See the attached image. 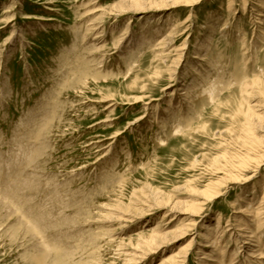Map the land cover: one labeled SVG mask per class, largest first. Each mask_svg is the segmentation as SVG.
I'll return each instance as SVG.
<instances>
[{"label": "rangeland", "instance_id": "1", "mask_svg": "<svg viewBox=\"0 0 264 264\" xmlns=\"http://www.w3.org/2000/svg\"><path fill=\"white\" fill-rule=\"evenodd\" d=\"M228 2L0 0V264H162L192 238L199 264L203 224L248 219L243 197L264 193V0ZM170 16H190L187 44ZM250 106L260 144L245 148ZM156 224L165 244L141 260Z\"/></svg>", "mask_w": 264, "mask_h": 264}, {"label": "bare ground", "instance_id": "2", "mask_svg": "<svg viewBox=\"0 0 264 264\" xmlns=\"http://www.w3.org/2000/svg\"><path fill=\"white\" fill-rule=\"evenodd\" d=\"M146 0H132V8L134 11H140L139 9H141V6L143 7V2ZM154 1V0H153ZM235 0H229L228 5H227V10L231 11L234 9V3ZM129 2V1H128ZM162 2V1H161ZM165 3V2H164ZM163 3V4H164ZM146 5V4H145ZM144 5V6H145ZM159 5V4H158ZM165 6V5H164ZM158 7V6H157ZM260 7V6H259ZM145 9V8H144ZM252 9V8H251ZM191 12V11H190ZM252 12V11H251ZM191 16V15H190ZM190 16L188 18L182 19L180 16H170L169 19V26H171V34L174 35H180V36H186L184 43L187 44L186 42L188 41V37H189V29L188 27H185V24L187 23V21L190 20ZM262 21V20H261ZM260 21V23H262ZM130 22V21H129ZM158 23V22H157ZM259 23V24H260ZM96 25V24H95ZM188 29V30H187ZM211 29V28H210ZM96 30V29H95ZM213 30V29H212ZM262 32V31H261ZM212 34V33H211ZM146 38V36H143V38H141V42H143ZM169 38V37H168ZM167 38V39H168ZM135 39V38H134ZM133 39V40H134ZM144 39V40H143ZM172 39V38H170ZM169 39V40H170ZM140 40V39H139ZM165 40V38H164ZM138 41V40H137ZM168 41V40H167ZM161 43V42H160ZM165 43V41H164ZM163 43V44H164ZM169 43H171L169 41ZM200 43V42H199ZM131 44H133L131 42ZM138 44V43H137ZM161 44V45H163ZM168 44V43H167ZM166 44V45H167ZM184 44V45H185ZM196 44V43H195ZM182 47V49H184V46ZM194 45V44H193ZM210 45V44H209ZM165 46V45H164ZM163 46V47H164ZM133 47V46H132ZM201 49L202 46L201 45H196V48ZM159 49V48H158ZM180 49V48H179ZM178 49V50H179ZM180 49V50H182ZM162 50V48H161ZM179 50V51H180ZM198 50V49H197ZM202 50H206V49H202ZM164 51V50H162ZM169 51V50H168ZM177 51V50H176ZM185 51V50H184ZM201 51V50H200ZM209 51V50H208ZM171 52H173L171 50ZM164 53V52H163ZM162 53V54H163ZM181 53V52H180ZM198 53V52H197ZM245 53V52H244ZM167 54V53H166ZM169 54V53H168ZM167 54V55H168ZM172 54V53H170ZM200 54V53H199ZM196 55V54H195ZM179 56V55H178ZM192 56V55H191ZM194 56V55H193ZM203 56V55H202ZM171 57V56H170ZM181 57V56H180ZM184 57V56H183ZM167 58H169L167 56ZM165 58V59H167ZM194 58V57H193ZM160 59V56H159ZM178 59V58H177ZM197 59V58H196ZM202 61H206L208 60L207 54L205 56H203ZM210 59V58H209ZM168 60V59H167ZM194 60V59H193ZM192 61V60H191ZM201 61V60H200ZM201 61V62H202ZM172 63V61H171ZM174 63V62H173ZM195 63V62H194ZM205 63V62H204ZM207 63V62H206ZM214 63V62H213ZM170 64V63H169ZM179 64V62L177 63ZM198 65V64H197ZM171 66V65H170ZM170 68V67H169ZM173 68V67H172ZM219 68V66H218ZM194 69V68H193ZM198 69V68H197ZM196 69V70H197ZM215 69V68H213ZM169 70V69H168ZM174 71V70H173ZM211 71V70H210ZM174 74V72H173ZM197 74V73H196ZM212 75V74H211ZM238 76V75H237ZM202 79V78H201ZM199 79V81L201 80ZM232 79V78H231ZM236 79V78H235ZM238 79V77H237ZM204 80V79H203ZM202 80V81H203ZM221 80V79H219ZM207 83V82H206ZM210 83V84H209ZM208 86H202V88H199V90L202 92V94H206L207 96H209V98L211 99L212 102L216 101L218 98V88L220 86H216L217 82L216 81H209ZM228 83V82H227ZM238 83V81H237ZM202 84V83H201ZM221 84V83H219ZM236 84V83H235ZM203 85V84H202ZM218 85V84H217ZM248 84H246V89L245 92L248 91ZM227 88V87H225ZM223 89V88H222ZM221 89H219L220 91ZM191 89H186V95H191ZM200 92V93H201ZM198 94V93H197ZM208 98V97H207ZM137 100V99H136ZM243 104L241 103V108L243 109ZM247 107V106H246ZM253 107L250 106L248 107L247 112L245 111L244 115H245V122L242 125L243 127V134L244 132L245 137H243V146L245 148H249L250 146L256 147V145L260 144L258 143L259 141L251 138L253 132H251L253 124H254V120L259 119L260 120V115L256 114V110L252 109ZM243 113V112H242ZM241 114V113H240ZM264 118V116H263ZM264 121V120H263ZM262 122V121H261ZM260 122V123H261ZM258 123V122H257ZM256 124V123H255ZM258 125V124H257ZM260 125V124H259ZM261 129V126L259 127ZM257 130V129H256ZM259 130V129H258ZM264 135V134H263ZM262 136V135H261ZM242 137V136H240ZM264 137V136H263ZM262 137V138H263ZM260 147V145H259ZM253 150V149H252ZM249 153H251V151L249 150ZM253 154V153H252ZM249 156V155H248ZM252 158V157H251ZM256 158V157H254ZM259 160V159H258ZM245 161V160H244ZM256 161V160H255ZM260 161V160H259ZM256 164V163H255ZM251 165V164H249ZM248 165V166H249ZM258 166V165H257ZM237 167V166H236ZM251 167V166H250ZM257 168V167H256ZM250 169V168H249ZM243 170V169H241ZM255 170V169H254ZM257 171V169H256ZM228 172V171H227ZM228 176L231 177L232 179H234L233 177V172H228ZM240 173V172H239ZM243 173V172H242ZM240 175V174H239ZM227 176V177H228ZM243 179V178H242ZM228 180V179H227ZM236 180V178H235ZM239 181V180H237ZM228 182V181H226ZM225 182V183H226ZM230 182V181H229ZM228 182V183H229ZM232 183V181L230 182V184ZM223 184V183H222ZM219 184H217L216 188L214 191L212 192H202L201 193V197H199V201L195 204L194 209L191 211V214L189 213V216H194L197 215L199 213V211H201V209L203 208V205L206 204V202H211L214 199L218 198L221 195V191L218 189ZM221 186V185H220ZM229 186V185H227ZM206 191V190H205ZM252 194L254 195V197L250 200H248L246 197H243L244 199L247 200V207L242 211V213L245 215V217H247L248 219L246 220V218H238L236 223L230 224V226H232L230 229H223V224H222V215H219L217 217V224L216 226L214 225H208V224H203V226H205V234H204V238L206 241V247H207V251L206 252H201L202 256L199 257L200 262L199 264H264V251L262 250V246L259 245V240L263 238V228H264V193H263V197H261L260 199V204L258 206H255L254 204V199L258 198L256 197V192H257V188L256 185L253 186L252 188ZM156 196V195H155ZM157 196L156 199L158 200L156 207H165V213L163 214V220L165 219H170V221H172L173 219L176 218V212L173 208L169 207V200L166 198H162ZM241 199V198H240ZM160 200H162V202H160ZM156 202V201H155ZM243 202V201H242ZM163 204V206H162ZM196 210V211H194ZM199 210V211H197ZM185 213V212H184ZM127 215V214H126ZM134 218V217H133ZM192 218V217H191ZM162 219V218H161ZM127 221V220H126ZM195 225H196V221L193 220ZM202 221V220H201ZM162 222V221H161ZM160 222V223H161ZM167 221H165L166 223ZM169 222V221H168ZM164 223V222H163ZM170 223V222H169ZM199 223V222H198ZM197 223V224H198ZM158 225V224H156ZM163 225V224H162ZM167 225V224H166ZM190 225V224H189ZM161 226V225H160ZM169 226V224H168ZM197 226V225H196ZM195 226V227H196ZM202 226V227H203ZM164 227V226H163ZM194 227V228H195ZM255 227V229H254ZM159 225L157 227H155L153 233H151L150 235H146V236H142L139 237L138 239H142V243L145 244V246L140 242L138 246V252L140 253V255L138 256V258H140L141 260H145L147 258H149V255L151 253H155L161 246V243L165 241V239L167 238V234H163L161 227L159 228L161 230V232H156L159 231L158 230ZM166 228V226L164 227ZM197 228V227H196ZM202 229V228H201ZM204 229V228H203ZM202 229V230H203ZM195 230V229H194ZM207 230V231H206ZM259 231H261L259 233V235L257 234ZM196 233V232H195ZM199 233V231H198ZM201 233V232H200ZM228 233V234H227ZM143 235V234H141ZM145 235V234H144ZM199 235V234H198ZM140 236V234L138 235ZM202 237V236H201ZM199 238V237H198ZM201 239V238H200ZM227 242H225L224 246H220L223 240H226ZM191 240V239H189ZM139 241V240H138ZM196 239L192 238L190 244L188 245V247L183 250L182 252L180 251V253H176L174 255H171L167 260H164V262H162V264H164L165 262L169 263V261L172 264H189L188 260L189 257L192 256L193 254V247H194V243H195ZM204 241V240H203ZM161 242V243H159ZM200 242V241H199ZM230 243H234L235 244V248L232 251L230 249L231 244ZM165 244V242L163 243ZM201 246V245H200ZM146 247V248H145ZM197 247V246H196ZM221 247V248H220ZM182 249V248H179ZM203 249V248H202ZM230 249V250H229ZM198 251V250H197ZM200 251H198L199 253ZM127 253V252H126ZM129 253V252H128ZM174 253V252H173ZM231 253V254H230ZM121 254V253H120ZM127 255V254H126ZM125 255V256H126ZM238 255L243 256L244 261H240L238 260ZM198 256V255H197ZM196 256V257H197ZM130 257V256H129ZM195 258V257H194ZM137 259V258H136ZM163 259V258H162ZM132 260V259H131ZM139 262V260H138ZM144 262V261H143ZM134 263V262H133ZM141 263V262H140ZM167 263V264H168ZM161 264V263H160Z\"/></svg>", "mask_w": 264, "mask_h": 264}]
</instances>
